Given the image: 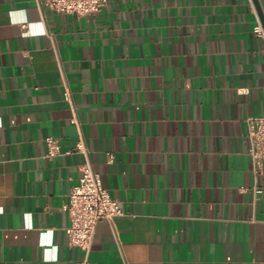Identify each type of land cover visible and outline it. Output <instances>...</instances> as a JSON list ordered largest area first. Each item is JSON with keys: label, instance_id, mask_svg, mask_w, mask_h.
Masks as SVG:
<instances>
[{"label": "crops", "instance_id": "1", "mask_svg": "<svg viewBox=\"0 0 264 264\" xmlns=\"http://www.w3.org/2000/svg\"><path fill=\"white\" fill-rule=\"evenodd\" d=\"M258 20L253 0H110L84 17L0 0V264H264ZM86 161L123 211L88 252L64 210Z\"/></svg>", "mask_w": 264, "mask_h": 264}, {"label": "built area", "instance_id": "2", "mask_svg": "<svg viewBox=\"0 0 264 264\" xmlns=\"http://www.w3.org/2000/svg\"><path fill=\"white\" fill-rule=\"evenodd\" d=\"M36 1L41 10L80 17L98 14L110 2V0ZM254 33L264 38V29L259 20L254 27ZM65 100L70 102V90L68 89L65 93ZM71 121L73 124L78 125L75 109H73ZM247 121L249 126L247 154L252 160L255 177H264V116L250 118ZM47 144L49 148L47 157L51 158L60 154L57 140L49 138ZM74 150L83 152L81 141L76 144ZM107 160L109 163L113 162L114 156L112 153H107ZM81 173L78 184L72 188L69 201L64 206V210L70 216V226L67 228L66 233L70 246L88 252L93 243L98 222L101 220L113 222L115 218L123 215V211L118 202L112 199L109 192L103 187L100 174L94 172L88 161L81 166ZM257 193L260 192L257 191Z\"/></svg>", "mask_w": 264, "mask_h": 264}, {"label": "water", "instance_id": "3", "mask_svg": "<svg viewBox=\"0 0 264 264\" xmlns=\"http://www.w3.org/2000/svg\"><path fill=\"white\" fill-rule=\"evenodd\" d=\"M254 4H255V7L257 9V12H258V15H259V18H260V21H261V24L263 26V29H264V14H263V11L261 9V6L258 2V0H253Z\"/></svg>", "mask_w": 264, "mask_h": 264}]
</instances>
